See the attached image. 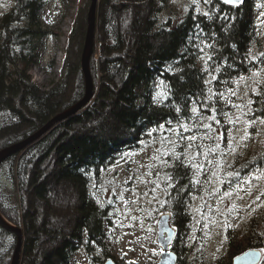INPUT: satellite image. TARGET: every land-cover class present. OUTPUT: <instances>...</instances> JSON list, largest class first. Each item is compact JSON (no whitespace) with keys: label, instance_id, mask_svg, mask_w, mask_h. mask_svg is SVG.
I'll use <instances>...</instances> for the list:
<instances>
[{"label":"trees","instance_id":"obj_1","mask_svg":"<svg viewBox=\"0 0 264 264\" xmlns=\"http://www.w3.org/2000/svg\"><path fill=\"white\" fill-rule=\"evenodd\" d=\"M46 1L14 0L0 15V150L37 132L86 93L83 8L70 34L62 79L45 91L30 77L49 34L42 15ZM169 2L100 0L94 100L0 166L1 214L25 234L21 264H79L81 252L91 254L95 247L108 253L104 245L112 242L117 199L114 193L101 195L113 187L107 176L168 130L179 133L151 171L177 230L173 249L179 264H233L250 249L264 252L259 212L246 230L227 228V252L214 262H208L200 239L192 243L196 199L213 196L216 154H229L240 86L264 71V53L254 54L262 48L254 7L251 0L239 7L208 0L206 10L190 4L180 11ZM252 96L251 117L264 120V81ZM205 118L219 124V133L205 127ZM193 126L196 140L187 141L182 131ZM235 155L223 180L264 171L263 151ZM60 188L70 201L63 203ZM14 237L0 226V264H11Z\"/></svg>","mask_w":264,"mask_h":264},{"label":"rangeland","instance_id":"obj_2","mask_svg":"<svg viewBox=\"0 0 264 264\" xmlns=\"http://www.w3.org/2000/svg\"><path fill=\"white\" fill-rule=\"evenodd\" d=\"M13 1L0 0V15L12 9ZM89 1H46L42 15L49 34L41 60L30 71V77L41 89L49 90L62 79L64 62L67 59L66 50L70 45V34L74 30L73 24L82 8V15L88 18L89 7L86 8V5ZM207 2L208 0H170L169 5L170 9L180 11L185 10L190 4L196 6L197 9L206 10ZM251 4L254 7L262 37V48L258 47L255 55L261 57L264 53V4L261 0H252ZM143 14L145 11L142 10L140 15L143 16ZM87 24L86 27H88ZM96 49L91 61V74L97 92V71L94 61L100 59L101 49ZM50 64L53 65L52 68ZM262 81H264V71L256 74L249 83L240 86V101L236 104L237 108L232 117L234 130L228 142L227 153L229 154L224 156L222 149H219L216 154L217 176L213 196L196 199L194 205L196 222L192 243L195 244L200 239L199 243L207 247L205 255L209 263L227 252V228L237 226L240 230H246L249 220L258 212L264 217V171H255L247 175L239 174L231 181L223 180L226 171L236 159V153L246 149L264 153V120L251 117L254 102L252 95L258 83ZM256 121L258 123L253 130L251 128ZM204 125L209 128L210 132L219 133V124L212 126L210 119L205 118ZM195 131L196 126H193L182 132L189 141L196 140ZM178 133L177 130H168L158 141L147 145V148L138 155L129 158L131 162L124 163L110 171L107 178L111 175L113 187L107 188L104 193L101 192V195L110 196L114 193L117 199L115 200L117 213L112 221L113 227L110 233L112 242L108 241L104 245L108 253L98 247H95L91 254L81 252L79 264H104L109 259H114L116 264H157L159 262L162 250L157 244V224L158 219L168 212L164 207L163 192L161 188L156 187L151 169L156 167L162 150L169 149V145L174 143ZM232 176L230 173L228 177ZM226 184L227 187L224 188ZM59 193L63 203L70 201L64 189L60 188ZM55 220L58 221L59 218L55 217ZM199 231L202 236L199 235ZM107 254L113 258H107ZM192 260L193 258H187L188 262Z\"/></svg>","mask_w":264,"mask_h":264},{"label":"water","instance_id":"obj_3","mask_svg":"<svg viewBox=\"0 0 264 264\" xmlns=\"http://www.w3.org/2000/svg\"><path fill=\"white\" fill-rule=\"evenodd\" d=\"M227 5L233 7L243 6L246 0H218ZM100 0H91L88 13V27L87 33L85 36L84 49L82 54V69L83 75L86 81V93L82 100L74 104L72 107L68 108L65 111L60 112L55 117H53L44 127L33 134L30 137H27L25 140L15 143L13 145L7 146L0 150V166L2 163L9 160L15 155L22 154L24 150L29 148L35 142L40 140L41 137L46 135L51 129L55 127L56 124L63 122L69 118L76 116L80 111H82L89 103H91L96 96V85L92 77L91 71V61L95 54V46L97 39V30H98V10H99ZM0 211V226L6 229L8 232L12 233L16 238V245L14 249V255L12 258L11 264H21L24 247H25V234L22 228L14 226L5 215L1 214ZM169 213H166L158 219L157 224V241L161 248V256L158 264H179V258L177 253L173 249V243L177 237V230L172 225V219ZM264 260V252L261 249H250L246 252H243L241 255L237 256L233 264H261ZM104 264H116L114 259H109Z\"/></svg>","mask_w":264,"mask_h":264},{"label":"bare ground","instance_id":"obj_4","mask_svg":"<svg viewBox=\"0 0 264 264\" xmlns=\"http://www.w3.org/2000/svg\"><path fill=\"white\" fill-rule=\"evenodd\" d=\"M85 86H86V81H85ZM79 113H80V112H79ZM67 120H68V119H67ZM65 121H66V120H65ZM63 122H64V121H63ZM47 123H48V122H47ZM47 123H46V124H47ZM60 123H62V122H60ZM60 123H58V124H60ZM46 124H45V125H46ZM56 125H57V124H56ZM56 125H55V126H56ZM43 127H44V125H43ZM43 127H42V128H43ZM42 128H41V129H42ZM41 129H39L38 131H40ZM51 130H52V129H51ZM51 130H50V131H51ZM38 131H37V132H38ZM50 131H49V132H50ZM37 132H35V133H37ZM35 133H33V134H35ZM33 134H31L30 136H32ZM30 136H28V137H30ZM44 136H45V135H44ZM26 138H27V137H26ZM26 138H23L22 140H20V141H18V142H21V141L25 140ZM18 142H16V143H18ZM14 144H15V143H14ZM11 145H13V144H11ZM9 146H10V145H9ZM12 224H13V223H12ZM14 226H15V225H14ZM18 227H19V226H18ZM22 230H23V229H22ZM13 250H14V249H13ZM13 255H14V254H13Z\"/></svg>","mask_w":264,"mask_h":264},{"label":"flooded vegetation","instance_id":"obj_5","mask_svg":"<svg viewBox=\"0 0 264 264\" xmlns=\"http://www.w3.org/2000/svg\"><path fill=\"white\" fill-rule=\"evenodd\" d=\"M252 1V0H251ZM255 54V53H254Z\"/></svg>","mask_w":264,"mask_h":264}]
</instances>
